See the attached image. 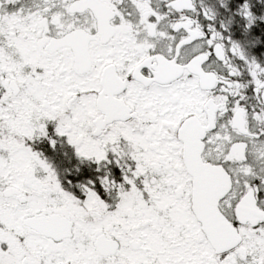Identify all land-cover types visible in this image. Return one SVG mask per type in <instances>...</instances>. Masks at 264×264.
<instances>
[{
  "label": "snow or ice",
  "instance_id": "6c2138e0",
  "mask_svg": "<svg viewBox=\"0 0 264 264\" xmlns=\"http://www.w3.org/2000/svg\"><path fill=\"white\" fill-rule=\"evenodd\" d=\"M0 264H264V0H0Z\"/></svg>",
  "mask_w": 264,
  "mask_h": 264
}]
</instances>
